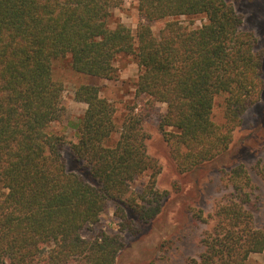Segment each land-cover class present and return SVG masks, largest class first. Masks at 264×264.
<instances>
[{
	"label": "trees",
	"instance_id": "obj_1",
	"mask_svg": "<svg viewBox=\"0 0 264 264\" xmlns=\"http://www.w3.org/2000/svg\"><path fill=\"white\" fill-rule=\"evenodd\" d=\"M121 0H0V264H115L124 244L96 228L110 202L146 221L160 206L132 199L131 183L159 169L147 153L142 122L158 103L167 109L161 130L180 173L223 156L231 132L263 91V59L254 35L222 0H138L136 36L122 23L108 26ZM205 16L198 29L180 17ZM165 21L159 35L152 25ZM134 56L141 74L137 94L146 113H129L119 141L107 145L116 129L114 106L95 86H82L75 100L87 105L75 157L86 164L94 185L69 172L64 138L47 129L60 115L62 87L53 81L52 62L70 56L80 74L112 79L117 56ZM224 95L225 130L212 113ZM178 132L166 133L168 128ZM227 128V129H226ZM264 180V168L260 171ZM234 194L218 213L204 251L189 264H248L264 251V229L254 227L246 208L251 179L233 169ZM130 196V197H129ZM117 216L126 220L125 211ZM127 222V221H126ZM91 232V237L83 233Z\"/></svg>",
	"mask_w": 264,
	"mask_h": 264
},
{
	"label": "rangeland",
	"instance_id": "obj_2",
	"mask_svg": "<svg viewBox=\"0 0 264 264\" xmlns=\"http://www.w3.org/2000/svg\"><path fill=\"white\" fill-rule=\"evenodd\" d=\"M121 1L122 5L112 10L108 26L114 29L117 23H122L136 36L140 22L138 0ZM222 1L230 4L242 18V30L254 35L255 52L263 59L264 82V0ZM179 20L187 29H198L207 22L205 16L180 17ZM164 24L165 21L152 25L155 36L159 35ZM114 69L112 79H102L77 73L72 68L70 56L52 62L53 81L62 87V96L59 118L47 132L64 138L62 154L67 170L83 177L91 185L95 181L89 168L75 157L72 150V146L79 141L77 125L87 111V105L75 100L76 90L86 85L95 86L100 90V97L114 106L116 129L107 141L109 146L119 141L122 124L129 113L139 115L147 112L145 99L137 94L138 77L142 71L134 56H117ZM224 99V95L216 97L212 113L214 123L223 130L226 123ZM166 109L165 104L158 103L156 110L142 122L143 133L147 136V153L159 169L154 190L149 188L153 171H147L131 183L132 199L146 206L144 212L159 205V214L146 221L127 206L110 202L96 228L119 237L124 244L115 264H189L191 259H199L204 251L202 241L217 224L219 209L234 194L230 176L233 169L239 166L247 170L251 179L247 190L250 200L246 208L253 215L254 227L264 229V180L260 175L264 168V91L259 101L241 116V124L231 132L228 151L220 158L184 174L180 173L168 138L160 128ZM177 132L172 127L166 131ZM118 208L125 211V221L117 216ZM83 235L90 238L91 232L86 231ZM248 264H264V251L251 255Z\"/></svg>",
	"mask_w": 264,
	"mask_h": 264
}]
</instances>
